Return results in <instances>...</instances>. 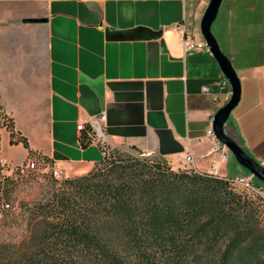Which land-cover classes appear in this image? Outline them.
<instances>
[{"label":"crops","instance_id":"obj_1","mask_svg":"<svg viewBox=\"0 0 264 264\" xmlns=\"http://www.w3.org/2000/svg\"><path fill=\"white\" fill-rule=\"evenodd\" d=\"M210 2L0 0V106L16 142L2 130V160L75 178L119 149L229 177L210 132L231 85L208 46L184 47L186 35L206 43ZM212 33L242 88L225 133L264 167V0H224Z\"/></svg>","mask_w":264,"mask_h":264},{"label":"trees","instance_id":"obj_2","mask_svg":"<svg viewBox=\"0 0 264 264\" xmlns=\"http://www.w3.org/2000/svg\"><path fill=\"white\" fill-rule=\"evenodd\" d=\"M0 112L5 114L2 106ZM8 119L15 144L14 123ZM19 178L0 172V211ZM229 186L208 172H176L166 164L109 150L99 167L66 180L62 193L40 206V215L28 221L31 230L22 241L0 242V264H126L127 257L116 246L119 235L139 264H157L152 251L166 247L175 252L170 264H180L195 250L193 225L204 219L202 229L211 230L214 224L234 222L222 197ZM9 213L5 211L1 220L9 219ZM213 236L221 238L218 226ZM242 236L236 233L223 264H232ZM261 258L259 264H264Z\"/></svg>","mask_w":264,"mask_h":264},{"label":"rangeland","instance_id":"obj_3","mask_svg":"<svg viewBox=\"0 0 264 264\" xmlns=\"http://www.w3.org/2000/svg\"><path fill=\"white\" fill-rule=\"evenodd\" d=\"M214 31H216V26L213 27V32ZM198 33L201 35V32ZM10 128L11 124L8 115L0 112V139L2 130L7 129L10 131ZM123 152L133 157H140L143 160H148L150 164L154 162L162 163L154 158L140 156L137 153L128 151ZM1 161L2 157L0 155L1 176L12 177L10 169L16 167L12 164L3 166L1 165ZM29 162L30 160L27 161V163ZM166 165L176 172L187 171L182 167ZM228 168L230 170L229 178L247 176L250 173L237 162L231 152H229ZM52 172L53 170L44 173L41 171L37 172L24 169V173H21L12 198L2 202L11 205V209L9 210V219L11 221L9 219L0 220V242L10 241L18 243L22 241L31 230L28 221L40 215V206L49 203L57 195L62 193L66 180L74 179L73 177L57 181L53 177ZM253 184L264 192L263 182L255 178ZM232 196H236L234 201L231 200ZM222 197L225 198L226 208L224 210L230 213V216H234V222L230 221L226 224H221V222L219 224H214V229L218 226L222 233L221 238L217 240H215L213 236L214 229L210 230L211 226L206 230L202 229L201 225L205 223L204 219H201L196 225H193L192 233L194 234L196 232V238L193 239L192 245L195 246V250L188 255L187 259L185 258L183 260V264H223L224 255L238 232L243 236L242 239L239 240V248H237L232 257V264L262 263L260 261L262 258L259 260L258 258L264 257V197L232 185L228 187L226 195ZM238 198L241 199L240 204ZM209 216L211 215L207 214V217ZM233 226L235 229H231ZM119 236L121 239L123 238V235ZM119 236L118 240H116V246L124 253L125 257H127L126 264L131 262H133V264H139L136 258H134L136 256L134 252L131 248L126 246L124 239H119ZM152 252L154 258H156L157 264H170V260L172 261V258L175 256V252H173V249L170 247L161 248ZM131 256L133 257L132 259L130 258ZM174 264H177L176 261Z\"/></svg>","mask_w":264,"mask_h":264},{"label":"water","instance_id":"obj_4","mask_svg":"<svg viewBox=\"0 0 264 264\" xmlns=\"http://www.w3.org/2000/svg\"><path fill=\"white\" fill-rule=\"evenodd\" d=\"M224 0H211L205 15L201 22V32L210 48L211 54L218 62L222 73L231 85L232 97L214 117L213 132L217 140L224 145L235 157L237 162L250 171L258 180L264 183V167L256 160L250 157L240 145L228 137L225 133V125L228 122L232 112L239 105L241 100L242 88L240 79L231 63V61L222 52L218 41L212 33V26L217 19L221 5ZM28 23L43 22V20H27ZM99 135L103 138L104 133L101 129L98 130Z\"/></svg>","mask_w":264,"mask_h":264},{"label":"built area","instance_id":"obj_5","mask_svg":"<svg viewBox=\"0 0 264 264\" xmlns=\"http://www.w3.org/2000/svg\"><path fill=\"white\" fill-rule=\"evenodd\" d=\"M184 47L186 52H193V51H202L205 50L207 48L206 43H202V42H197L191 35H186L185 41H184ZM100 120H105V117H102ZM86 129L84 124H81L78 126V130L84 131ZM210 135L213 138H216L215 134L213 131L210 132ZM222 148L221 143L218 144V147L216 149V151H218L219 149ZM224 160L227 158V155L224 154L222 157ZM178 161L181 164H185V165H192L194 162V158L192 155H187L185 157H179ZM1 165L3 166H9L10 164L8 162H6L5 160L1 161ZM24 169H27L29 171H37L40 172L41 169L38 166L37 162H30L27 166V168H12L10 169V172L12 173V176L18 178L21 173H24ZM187 171H196L194 169H189V168H184ZM198 172V171H196ZM200 173V172H199ZM209 174L225 179L230 185L235 186V187H239V188H243L247 191L256 193L262 197H264V192L260 189L254 186L253 181L255 179L254 175H247V176H237L235 178H229V177H221L218 173V169L217 167H212L211 172H208ZM53 177L57 180V181H61L63 179H65V175L62 171H53L52 172ZM11 209V205L10 204H5L3 206V210L0 211V220L3 219L4 217V212L8 211Z\"/></svg>","mask_w":264,"mask_h":264}]
</instances>
